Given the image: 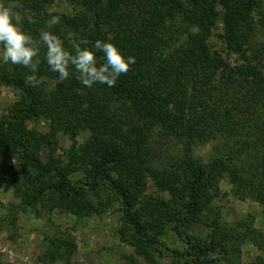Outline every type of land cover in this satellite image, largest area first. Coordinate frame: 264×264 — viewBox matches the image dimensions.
Here are the masks:
<instances>
[{"label":"trees","instance_id":"16d2710c","mask_svg":"<svg viewBox=\"0 0 264 264\" xmlns=\"http://www.w3.org/2000/svg\"><path fill=\"white\" fill-rule=\"evenodd\" d=\"M52 1L17 0L26 33L38 38L50 31L68 48V33L86 38L89 48L96 40L111 42L136 62L114 87L85 88L75 74L59 82L43 47L36 75L46 82L37 86L27 83L29 69L0 58V85L17 92L0 115V183L18 193L20 206L76 216L118 202V238L144 264H158L155 255L165 251L179 264H217L210 259L217 252L223 264H239L241 241L260 246L264 236L249 221L221 226L212 201L225 174L235 194L248 191L264 211V64L246 54L251 13L261 0H65L73 14L50 11ZM53 16L60 23L49 29ZM177 25L193 31L183 37ZM213 35L225 55L209 42ZM97 56L103 63V54ZM39 118L47 121L46 132L27 127ZM152 130L173 137L181 156L155 162L146 148ZM59 132L70 140L63 158L55 154ZM210 141L215 149L207 161L193 156L196 144ZM199 224L209 229L206 238L189 232ZM167 232L181 250L161 244ZM73 247L70 236H46L39 258L72 264ZM254 264L264 260L257 256Z\"/></svg>","mask_w":264,"mask_h":264},{"label":"rangeland","instance_id":"374dc122","mask_svg":"<svg viewBox=\"0 0 264 264\" xmlns=\"http://www.w3.org/2000/svg\"><path fill=\"white\" fill-rule=\"evenodd\" d=\"M49 10L68 14L75 12L65 0H53ZM251 24L252 31L247 36L246 54L253 62L264 64V0H261L260 5L251 13ZM177 27L183 37L193 31V28L184 25ZM220 28L219 15L214 33H219ZM209 42L214 49L220 50L222 55L226 54L224 44L216 35L211 36ZM227 58L231 63L238 60L237 56L231 53ZM15 99L17 92L14 89L0 85V115ZM26 124L27 127L39 132L47 131V121L44 119H30ZM85 136L86 134H81L76 140L82 142ZM57 138L58 148L55 154L63 158L64 150L69 146L70 140L60 132ZM214 147L213 141L198 143L193 148L192 154L205 162L213 154ZM146 148L158 163L170 161L182 154L181 145L173 137L163 136L156 130H152ZM11 161L15 163L14 159ZM243 163L249 168L253 160L247 158ZM77 177L78 175L75 174L72 179ZM146 190L148 193L154 190L149 178H147ZM218 190V195L212 201V207L218 215L219 224L231 228L239 221H249L252 228L264 236V211L254 195L242 189L235 194L225 174L219 180ZM20 203L18 193L10 185L0 183V261L3 264H61L60 261L43 263L39 258L44 237L56 233L72 238L74 244L70 258L72 264H144L142 259L133 255L131 248L118 238L120 212L116 201L110 202L101 213L89 216H76L57 210L48 211L45 207L39 206L33 209L20 206ZM9 218L11 223L7 222ZM241 230L242 228L237 229V231ZM189 232L206 238L209 229L199 224L192 226ZM160 242L166 249H182L181 241L171 232L162 235ZM262 244L256 245L248 238L241 241L239 264H254L257 256L264 260V244ZM155 257L158 264H179L166 251L163 255L156 254Z\"/></svg>","mask_w":264,"mask_h":264},{"label":"clouds","instance_id":"9594fccd","mask_svg":"<svg viewBox=\"0 0 264 264\" xmlns=\"http://www.w3.org/2000/svg\"><path fill=\"white\" fill-rule=\"evenodd\" d=\"M23 5L17 0H0V53L4 63L20 65L31 71L27 83L37 86L46 82V77L36 75L41 64V48L45 49L44 59L50 70L58 74L59 82L73 77L85 88H92L95 84L114 87L118 78L131 71L135 64L134 57H125L111 42L96 40L92 47L86 38L77 39L75 34L68 33L67 41L70 48L65 47V40L50 31L42 30L38 38L23 30V17L16 9ZM29 22H34L29 18ZM60 23V18L53 16L47 22V28ZM112 38L108 37L110 41ZM103 54V63L99 62L97 53ZM210 259L217 264H223L221 254L213 253Z\"/></svg>","mask_w":264,"mask_h":264}]
</instances>
